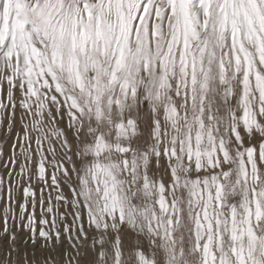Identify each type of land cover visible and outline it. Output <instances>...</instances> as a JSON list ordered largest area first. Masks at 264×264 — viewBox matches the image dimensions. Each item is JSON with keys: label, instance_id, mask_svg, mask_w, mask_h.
Returning <instances> with one entry per match:
<instances>
[{"label": "snow or ice", "instance_id": "1", "mask_svg": "<svg viewBox=\"0 0 264 264\" xmlns=\"http://www.w3.org/2000/svg\"><path fill=\"white\" fill-rule=\"evenodd\" d=\"M92 2L95 4V0ZM5 3L7 0H0V5ZM66 5L67 0H34L33 4H26L16 30L0 35V70L4 77L0 81V104L8 102L14 121L31 117V131L46 137H63L61 146L65 149L53 168L43 159L33 160L27 179L20 161L14 159L22 184L15 197L9 190L0 194V264H13L14 255L16 264H34L38 256L43 264L57 256L59 264H64L66 257L72 260L67 249L74 245H79V264H124L125 249L134 255L136 264H191V259L197 257L199 264H264V206L260 203L264 188L258 195L252 189L257 211L252 212L249 202L248 215L239 222L235 211L230 222L222 220L219 213H213L210 219L206 203L203 220L197 214L195 242L186 250L183 205L169 201L166 195L149 205L152 182L147 175L141 178L136 174L135 157L131 162L126 159L121 166L106 156L107 145L95 129L88 127L86 134L84 121L91 124L102 118V90L99 83L86 81L80 70L79 41L83 38L87 43L88 28L76 15L78 9ZM73 21L74 34L70 27ZM128 86L135 87L131 81ZM257 87L259 107L251 103L245 91L240 111L233 113L232 143L240 151L234 152L223 141L217 147L210 133L213 147L211 151L202 150L205 126L200 119L199 128L188 129L183 154H177L174 167L168 168L169 172L174 168L182 170L185 161L194 172H202L203 163L212 167L215 171L204 177L203 183L211 184L208 199L213 206L223 205L238 186H244L247 192L250 180L264 184L260 170L264 165V78ZM49 90L55 93L51 100L57 105L51 115L44 110V94ZM45 120L50 127L43 126ZM77 124L81 125L80 131ZM29 131V125L21 123L20 132L15 137L9 135L12 143L8 147L13 155L23 150V134ZM120 151L127 155L132 150ZM230 162H238V169H233ZM151 164L155 166V159ZM193 182L199 185L200 177L196 176ZM145 223L152 237L147 240ZM221 226L230 230L232 244L217 254L212 247V233Z\"/></svg>", "mask_w": 264, "mask_h": 264}, {"label": "rangeland", "instance_id": "2", "mask_svg": "<svg viewBox=\"0 0 264 264\" xmlns=\"http://www.w3.org/2000/svg\"><path fill=\"white\" fill-rule=\"evenodd\" d=\"M172 1V4H174V8H176L175 0ZM69 2L78 9L76 15L81 17L83 9H88L89 13L94 16L89 22L87 21V19L85 20L82 18L85 26L90 25L92 30L97 27L96 20L98 14L105 16L104 19L107 17L105 7H113V10L117 13V15L120 16L121 14L122 17L124 14L130 15V23L129 25L127 24L126 27H130L129 36L131 37L132 41L134 40L135 35L139 33L140 25H142L143 22L147 21L149 34L146 33V38H148L149 43L151 42L150 44L152 46L155 44L154 40H157L156 45L158 52L155 56L157 59L163 55V51L166 49L167 43L169 41V37L167 35H163L161 38L157 36V31L159 32L164 24L172 26L177 21V16L174 14L166 17V20L164 22H159V15L165 14L169 8L166 0H95V4H93L92 0H67V4ZM188 2L190 4L191 10L190 18L193 21L194 30H196V39L192 47L196 50L198 47H202V45L204 44L209 45L208 52L211 55V70L209 72H207L208 70L202 71V69H198L197 65L195 64H191L189 66V74L186 75L188 79L194 80L193 90L195 93V97L192 99V101H187V98L190 94L189 90H191L189 81L187 80L180 85L179 83H174L175 79L178 77L177 72L180 68V64H182L181 61L179 62V47L178 51H176V54L172 50L174 56H169L171 58L173 57V63L175 66L174 71L171 74L173 89H170V92H172V90H176L177 92V98L173 97L172 103L176 107H180V109L177 110V117L183 118V122L176 128L169 125L164 126L166 129H173L179 136L178 140H175L174 137L166 138L165 140L169 149L172 150L167 160L163 159L164 166H167V168H169L170 165L174 167V161L177 154H183L182 150L185 142L184 139L187 138L190 124L197 117V113L200 109H202V107L212 106L214 114H212L213 116L209 118L208 123L211 125L212 131L215 130L214 132H216L217 128L219 127V116L217 115L216 117V111L218 108L217 106L222 104L221 117L224 121V129L221 141H223L225 144L230 145L234 152L240 151V147L237 144L232 143L234 134L230 131V127L235 123L233 113H238L240 111L241 98L245 94L247 87L249 88L247 96L251 98V103L259 107V91L256 89V77H258L259 79L264 78V62L260 61V56H263V53L261 54L253 45L246 44L245 40L250 27H253L257 38L259 39V42L264 45V0H188ZM33 3L34 0H7V3L0 5V35L7 36L10 29L13 31L18 25V18L20 17L22 12L26 10V4L31 5ZM86 4L87 7L85 6ZM253 5L260 10L258 16L253 15L252 13ZM230 10H233L234 15H232L239 22L240 40L243 42L245 52L253 62L254 68L249 75L243 65L241 66V68H238L234 72H231V61L230 58L227 57V53L229 51L228 46L222 44V41L229 39L232 32L231 28H223V30L220 29L222 18H225L229 23L233 19V17L228 14ZM111 19L112 18H110V20ZM110 20H108V22ZM109 23L110 25L108 24L109 26L107 27L109 29V33L119 35L117 30L113 28L114 23L112 21ZM151 45H149L150 48ZM97 49H99V44L97 45ZM203 53L204 56L202 57V65L203 67H207L209 66V61L206 58L208 53H206L205 51ZM198 57L199 54L196 58L194 56L196 61L198 60ZM222 68L223 71H221ZM208 73H210L211 75V82L209 86L210 95L206 94L205 96H203L201 94V88L204 83L205 76ZM245 78L247 79L245 80ZM3 79L4 77L2 75V72H0V81H2ZM155 85L156 83L154 79L144 78L143 82L141 81L139 93L132 101L134 108L139 116V124H142V121L148 115V113L155 108V101L151 96L155 89ZM244 85H247V87L245 86L244 88ZM9 92H11V90ZM172 94L175 95V92H172ZM45 98H47V100L50 99L48 95H45ZM185 100L186 102L184 103ZM47 109H50L47 112L49 115V112H51L52 109L51 105H48ZM164 112V108L157 107L155 109V116H161L164 114ZM3 121H7V123H0V194H3L5 190H9L11 191L12 196L15 197L20 192L22 180L20 170L14 168V159H18L20 162H22L20 163V165L25 174L24 178L27 179V176L31 171L32 161L42 159V157L37 152L39 144V142L37 141L39 140H37L36 138L34 139L33 131L31 130L29 132H26V139L28 141L25 142L22 146L23 150H25V153L22 154L21 151L16 152L14 155L11 153V150L8 146L11 145L12 141L9 140L8 137L10 134L14 137L15 134H18L17 130L15 129L18 122L26 123L29 125V127L32 126L28 123V121L25 120V118L23 121L17 120L18 122L16 123L8 108L7 101H5L3 104H0V122ZM6 129H14V132H10ZM52 138H54L56 144H58V151H51L50 156L54 161H56V163H58L61 159L59 158L61 156V152L65 151V149L61 146L63 137ZM214 138L215 145L218 147L221 141L216 140V137ZM206 140L207 136L204 133V139L202 141V150L204 151H206L207 147ZM138 148H141V145ZM133 157H135L136 165L139 166V170L146 169V171H148L147 168L144 167L141 158H138L140 157L138 152H136V156L132 151L129 152L124 156L123 160L125 161L127 159L131 162ZM117 161L120 162V160ZM230 164L233 169H238L239 167L238 162H230ZM201 166L204 169L202 172H194L191 170V165L188 163V161H185L184 168L182 170H175V168L172 172H169V170H167V174L164 177L167 188H165L164 191L160 192L158 195H155L152 198V203L153 201H159L162 196L166 195V193L172 192L171 194L173 197V201H178L183 205V211L186 213L189 222L192 215L197 216V214H199V217L204 216V206L206 203L209 204L208 209L210 212L209 214L211 215L210 218H213V213H219L222 220L227 219L230 222L232 213L233 211H235L236 219H240V213L242 211V208L240 206L242 204L240 205V196L238 191L237 193L234 192V194L229 197L228 201H224L223 205H221L220 203H216L215 206H213V204L208 199L211 184L208 189L204 188L203 179L204 177H210L215 170L206 163H203ZM260 170L262 173H264V165L261 166ZM125 171L127 174H131L130 170L126 169ZM193 176H199L202 180L200 181L198 187H195L196 191L194 190V188L188 185V181L190 180L189 178H192ZM35 182L36 181L33 180V183ZM253 188L256 189V195H258L260 189L264 188V184L250 180L247 184V192H245L244 186H238V190L245 196V207L247 208L249 202H251L252 212L255 213L257 211V207L255 204L256 195H254L252 192ZM50 194L54 195V193ZM196 201L197 203H195ZM260 203L261 206H264V200H261ZM157 214L159 215L158 208ZM21 218H23V213H21ZM253 222H256L255 216L253 217ZM230 226L231 225L229 223V229ZM59 227L60 222L57 221L56 228ZM117 227H119V225H117ZM190 228L193 237L196 238V226H194V224L191 226L190 224ZM221 228L219 231H215L212 233V247L216 250L217 254L220 253L221 248H223L224 250H228L232 244L230 230L223 228V226H221ZM209 231L212 230L209 229ZM73 235H75L74 232ZM144 235L146 240L152 238L147 233V227L145 228ZM0 236H3L2 232H0ZM69 244L72 245L71 240H69ZM149 247L151 248V246ZM78 250L79 245L69 247L67 249V256L72 257V260L69 261L66 257L64 264H79ZM16 259L17 258L14 255L13 264H16ZM59 261L60 257L57 256L54 261H49L48 264H59ZM34 264H43V261L38 256L37 262H34Z\"/></svg>", "mask_w": 264, "mask_h": 264}, {"label": "bare ground", "instance_id": "3", "mask_svg": "<svg viewBox=\"0 0 264 264\" xmlns=\"http://www.w3.org/2000/svg\"><path fill=\"white\" fill-rule=\"evenodd\" d=\"M172 2V0H166L169 8L165 14H160L158 18L159 22L162 23L166 20V17L170 15L175 14L177 16V21L175 22V24H173L172 26L164 24L159 32L157 31V36H159L160 38L163 35H167L169 37L167 47L163 51V55L158 59L155 57L158 52L156 45L157 40H154L155 44L152 46L150 44L151 42L149 43L148 38H146L147 34H149L148 22L145 21L142 25H140L139 33L135 35V38L132 41L131 37L129 36L130 27H126L127 24L129 25L130 23V15L124 14L122 17V15L120 14L119 16L111 6V8L105 7V11L107 13V17L105 19V16L101 14L97 15V27L94 30H92L90 25L86 26L88 28L87 43H85V40L83 38H81L79 41L80 48L78 54L80 58V70L83 73L86 81L99 83L102 90V118L92 121L91 124H89V122L85 120L84 125L86 134H89L87 133L88 127L95 129L102 142L107 145L106 156L111 160L118 162L121 166L123 165V158L125 156V153L123 151H120L121 148L131 149L135 156L136 152L139 153L140 157L138 158H141L144 167H146L148 171H146V169L139 170V166L136 165L138 169L136 174L141 178L147 175L149 180L152 182V195L149 197V205L152 204V198L155 195H158L160 192L164 191L165 188L163 187V185H166L164 177L167 174L166 172L168 168L167 166H164L162 157L168 158L172 150L169 149L165 140L166 138L170 137H174L175 140H178L179 138L177 132H175L173 129H166L164 126L169 125L176 128L183 122V118L177 117V110L180 109V107H176L172 103V98L176 97L177 92L176 90H172L173 93L175 92V95L170 92V89H173L171 74L173 73L175 66L173 63V57L171 58L169 56H174L172 50L176 54V51H178L179 47V62L181 61L182 64H180L179 70L177 69L178 77L175 79L174 83H179L180 85L187 80L189 81L191 90H189L190 94L187 98V101H192V99L195 97V93L193 90L194 80L188 79L186 75L189 74V66L191 64H195L197 65V68L202 69V71L208 70L207 72H209L211 70V55L208 52L209 45L204 44L202 45V47L200 46L196 50L192 47L196 39V30H194V24L190 18L191 10L188 0H175L176 8H174V4H172ZM66 6H73V4H70L69 2ZM252 11L253 15L256 16H258L260 13V10L254 5L252 7ZM228 14L233 17V10H230ZM81 17L85 20L87 19V21L89 22L94 16L89 13L88 9H83ZM110 18L112 19L110 20ZM108 20H110L109 22L112 21L114 23L113 28L117 30L119 35L109 33V29L107 27L110 25V23L108 22ZM70 27L74 34L76 30L75 21L71 23ZM16 28L13 30V32L16 30ZM223 28H231L232 31L229 39L222 41V44L228 46L229 51L227 53V57H229L231 61V72H234L238 68H241V66L243 65L249 75L253 71L254 67L253 62L244 50L243 42L240 40V27L238 20L233 17V19L229 23L225 18H222L220 29L223 30ZM245 40L246 44L253 45L261 54L263 53V56H260V61L264 62V45L259 42V39L257 38L253 27H250ZM98 44L99 49H97ZM149 45H151V48ZM204 51L208 53L206 58L209 61V66L207 67H203L202 65V57L204 56ZM198 54L199 57L196 61L195 58ZM221 71H223V68ZM0 72H2V70H0ZM210 76V73L206 74L205 76V80L201 88V94L203 96H205L206 94L210 95ZM144 78L154 79L156 83L153 94L151 95L153 97V100L155 101V108L148 113V115L142 121V124H139V116L134 108L132 101L139 93L140 84L141 81L143 82ZM256 78L258 84L261 79H259L258 77ZM246 79L247 78H245V80ZM128 81H131L132 84L135 85V87H129ZM245 86L247 87V85H244V88ZM256 89L259 91L257 86ZM10 90L11 86L9 85V91ZM248 91L249 88L247 87L246 92ZM50 94L55 95V93L51 92L50 90L48 93L44 94V96L48 95L50 97L49 100L45 98L46 107L44 110L46 113L50 110L47 109L48 105H51L52 108L57 107V105H54L52 103V95ZM185 102L186 100L184 101V103ZM157 107L164 108L165 110L164 114L158 117L155 116V109ZM217 107L216 117L217 115L219 116V127L217 128L216 132H214L215 130L212 131V127L208 123L209 118L213 116L212 114H214L212 106L202 107V109L198 111L197 117L190 124V128H192L193 126L199 128L197 121L200 119L203 120V124L205 126L203 131L207 136L206 151H211L213 147L208 138L209 133L213 137H216V140L218 141H221L223 137L224 121L221 117L222 104L218 105ZM20 115L24 116V113L21 112ZM49 115H51V112H49ZM24 118L32 126V118L27 116H25ZM41 119L43 120L45 118L42 117ZM129 121H132V123H129ZM17 122L18 121L16 120V123ZM20 124L21 123L18 122L15 127L18 133L20 132ZM152 125H155V127L153 128ZM43 126L50 127L51 125L45 120ZM31 128L32 127H29L30 130ZM80 130L81 125L77 124V131ZM33 135L34 139L36 138L37 140H39L37 148L38 154L42 157L49 168H53L57 163L51 158L50 152L58 151V144H56L55 139L52 137L39 135L34 131ZM26 138L27 133L25 132L23 134L24 143L28 141ZM185 140L186 139H184V141ZM140 145L141 148H138ZM145 149L147 150L146 152ZM24 151L25 150L21 151L22 154L25 153ZM59 158H61V156ZM153 159H155L156 161L155 166L151 164V160ZM117 160H120V162ZM194 178V176L192 178H189L190 180L188 181V185L195 190V187H198V185L193 182ZM200 181L202 180L200 179ZM209 186L210 183L209 185H204V188L208 189ZM237 191L240 196V205L242 204L240 206L242 208V211L240 213L241 218L237 219V221L239 222L243 220L246 215H248V213L246 210L247 208L245 207V196L238 190V187L235 190V193H237ZM171 193H166V197L169 201H173ZM195 203H197V201ZM208 213H210L209 209ZM210 216L211 215L209 214V218ZM203 217L204 216H201L200 219L203 220ZM181 220L184 224L183 244L185 249L187 250L191 248L195 242L190 224L191 226L193 224L194 226H196L197 216L192 215L189 222L186 213L183 211ZM146 227L147 224L145 223V228ZM108 257L110 261V252L108 253ZM124 264H136L134 255L127 249H125ZM191 264H199L198 257L195 259H191Z\"/></svg>", "mask_w": 264, "mask_h": 264}]
</instances>
